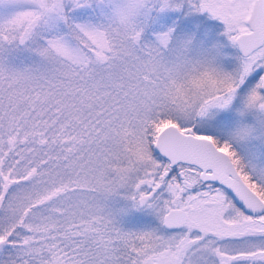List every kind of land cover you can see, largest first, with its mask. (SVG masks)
I'll use <instances>...</instances> for the list:
<instances>
[{
    "label": "snow or ice",
    "instance_id": "snow-or-ice-1",
    "mask_svg": "<svg viewBox=\"0 0 264 264\" xmlns=\"http://www.w3.org/2000/svg\"><path fill=\"white\" fill-rule=\"evenodd\" d=\"M0 264H264V0H0Z\"/></svg>",
    "mask_w": 264,
    "mask_h": 264
}]
</instances>
